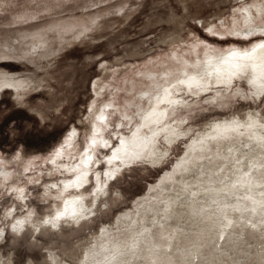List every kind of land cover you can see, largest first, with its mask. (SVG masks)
<instances>
[{
  "label": "rangeland",
  "instance_id": "obj_1",
  "mask_svg": "<svg viewBox=\"0 0 264 264\" xmlns=\"http://www.w3.org/2000/svg\"><path fill=\"white\" fill-rule=\"evenodd\" d=\"M261 43L264 0H0V264H264V93L248 84L250 68L230 85L208 76ZM191 77L198 87L183 83ZM165 89L178 103L155 106ZM154 108L166 117L140 131ZM161 127L187 133L170 145L151 133ZM138 131L164 160L114 157ZM149 186L155 196L135 214ZM219 187L234 201L224 236L187 208L204 199L213 209ZM78 201L89 217L58 219Z\"/></svg>",
  "mask_w": 264,
  "mask_h": 264
},
{
  "label": "bare ground",
  "instance_id": "obj_2",
  "mask_svg": "<svg viewBox=\"0 0 264 264\" xmlns=\"http://www.w3.org/2000/svg\"><path fill=\"white\" fill-rule=\"evenodd\" d=\"M247 68H250L251 69V77L249 78V80H247V82H248V84L252 87V88H254V90H252V91H254V94H255V96L257 97V98H259L263 93H264V43H261V44H259V45H256L254 48H252V49H250V50H246V51H233V52H231V53H228V54H226V55H224L223 57H222V60H221V62H219V63H217V65L216 64H212V65H210V69H209V73H208V76L209 77H213V78H215V80H216V82L217 83H223V84H225V85H230V83L232 82V79H234V78H238L239 76H243L244 77V73H245V70L247 69ZM214 81V80H213ZM183 83L190 89L191 87H196L199 83H200V80L199 79H197L196 77H191V78H188L187 80H185V81H183ZM234 84V83H233ZM199 86V85H198ZM197 86V87H198ZM203 87H204V85H203ZM207 87V86H206ZM197 89V88H196ZM199 89H201V88H199ZM198 89V90H199ZM200 91V90H199ZM207 92V91H206ZM159 96H161V97H159ZM159 96H157L156 97V99H155V106H158V105H161L162 103H166V104H172V103H178V101L177 100H172V98L170 97V95L168 94V91H167V89H165V91H163V94L162 95H159ZM166 117V110H162V111H160V110H158L157 108H154L152 111H150V112H147L144 116H143V118H142V124H141V128H140V131L143 129L142 127H148L149 125H153V123H157V124H160L162 121H163V119ZM165 121V120H164ZM171 126V125H170ZM213 127H215L213 124H210V127L209 128H213ZM176 129V128H175ZM175 129H173L172 127H166V128H163V127H161V128H157V129H153L152 131H151V133L154 135V136H156V137H159L160 135H161V133L163 132H165L166 133V137L164 136V139H165V141H166V144H170L171 145V143L173 142V141H175L176 139H180L181 137L182 138H184L185 137V135H186V133L185 132H183V133H176V131H175ZM178 130V129H177ZM140 131H138L137 133H135L130 139H128V141H125L123 144H122V148H121V150H117V151H115V153H114V157H116L117 159H121V161L123 162V164L124 165H129V164H131V163H133V162H136V161H138V162H149V163H151V164H158V163H160V161H162V160H164V157H165V155L167 154V152H164V153H159V154H157L156 156H154V154H155V150H154V142H151V141H149V139H147V138H149V137H142V136H140ZM164 133V134H165ZM169 145V146H170ZM185 148V155L187 154V152H189V148L187 147V146H185L184 147ZM214 148V146H210V150H212ZM154 151V153H152ZM147 153H149V156L147 157ZM183 156V155H182ZM113 157V158H114ZM186 157L184 156V158L183 159H185ZM183 159H178L179 160V162H184V160ZM213 163L211 164V166H208V167H206L207 168V170H208V168L210 167V168H214L215 167V165H216V161H212ZM137 163V162H136ZM200 170V168H197L196 169V174H200L199 171ZM109 177H112V176H109ZM164 180H165V177H162L161 178V181H162V183H164ZM225 182H226V180L224 179V180H222V183L223 184H225ZM224 188L225 187H219L217 190H214V191H211V193H214V194H217V196H218V203H217V205H215V207L213 208V209H211L212 207L210 206V205H208L206 202H205V200L203 199L202 201H200V202H193L192 204H186L187 205V208H189L190 209V207L192 208V214L193 215H195V216H193V217H197V219L198 220H200L201 222H202V224H206L207 222H209V224H207L208 226H205V228H210V224L211 223H213V224H217V225H220V228H221V231H220V235L222 236H224V234H225V227H227V225H225L226 224V221H225V219H229L230 218V216L228 215V214H226V212H228V211H226L225 210V206L226 205H228V204H231L232 206L234 205V201L232 200V201H228V199H227V195H226V190H224ZM155 196V194H154V191H153V189H152V187H148V189H147V191H146V193H145V195L143 196V198H141V199H139V201H136V204L135 205H133V207L132 208H135V214H138L139 213V204H142V202L144 203V207H143V210H146L145 208H147V204H148V202L149 201H151V199L153 198ZM208 196V195H207ZM209 197V196H208ZM220 206H222V207H220ZM184 207V206H183ZM179 208H181V206L179 207ZM148 209V208H147ZM167 209V208H166ZM166 209H165V213H166ZM174 209H176L175 207H174ZM178 209V208H177ZM189 209H187V210H189ZM215 209V210H214ZM142 210V209H141ZM143 210H142V214H145L146 212L144 211V213H143ZM186 210V209H185ZM172 211H174L173 209H172ZM180 211V210H179ZM93 212V209H92V207H87L83 202H76V204L73 202V203H65L64 204V207L62 208V210H61V212H60V215L58 216V219L59 218H62V217H64V216H67V218L69 219V220H71V221H74V222H79L81 219L83 220V217H84V220H85V218H86V216H88V215H90L91 213ZM130 212V211H129ZM132 212H133V210H132ZM131 212V214L134 216L135 214L134 213H132ZM151 212V211H150ZM176 212V211H175ZM189 212H191V211H189ZM157 213H159V212H157ZM167 213H169L168 215H170V214H172V213H170V211L169 212H167ZM183 213H185L186 214V212H184V210H183ZM187 213H188V211H187ZM141 214V215H142ZM148 214V213H147ZM146 214V215H147ZM161 214V213H160ZM160 214H158V215H160ZM180 214H182V212L180 213ZM190 214V213H189ZM191 214V215H192ZM129 215V213L127 212V213H123L122 215H117V217L118 216H122V219L124 218L123 216H128ZM139 215H140V213H139ZM153 215V214H152ZM151 215V216H152ZM176 215V214H175ZM143 216V215H142ZM156 216V215H155ZM164 216V215H163ZM165 216H167V215H165ZM173 216V215H172ZM172 216H170V217H172ZM187 215H185V217H186ZM89 217V216H88ZM116 217V218H117ZM119 217V218H120ZM129 217V216H128ZM141 217V216H140ZM144 217V216H143ZM149 217V216H148ZM176 217H177V215H176ZM183 217V216H182ZM192 217V216H191ZM130 218V217H129ZM133 218H135V217H133ZM132 218V219H133ZM137 218V217H136ZM147 218V217H146ZM145 218V219H146ZM154 218V217H153ZM158 218V217H157ZM157 218H154L155 219V221H156V219ZM161 218H162V216H161ZM166 218H168V217H166ZM166 218H163V219H166ZM187 218V217H186ZM121 219V220H122ZM125 219V218H124ZM127 219V218H126ZM140 219V218H139ZM141 219H143L142 217H141ZM153 219V220H154ZM160 219V218H159ZM163 219H162V221H163ZM170 219H172V218H170ZM182 219V218H181ZM190 219V218H189ZM81 220V221H82ZM120 219H116V221L115 222H113V226H116L117 227V225H118V221H119ZM137 220V219H136ZM136 220H135V222H136ZM150 220V219H149ZM153 220H152V222H153ZM158 220V219H157ZM167 220V219H166ZM165 220V221H166ZM169 220V219H168ZM179 221H180V218L178 219ZM191 220V219H190ZM195 220V218L193 219V221ZM124 221V220H123ZM123 221H122V223H123ZM161 221V222H162ZM199 221V222H200ZM126 222H128L127 220H126ZM158 222V221H157ZM156 222V223H157ZM159 222H160V220H159ZM158 222V223H159ZM170 222V221H169ZM168 222V223H169ZM176 222H178V221H175V223ZM181 222V221H180ZM121 223V224H122ZM125 223V222H124ZM133 223V222H132ZM136 223H138V222H136ZM144 223H145V221H144ZM148 223V222H147ZM150 223V222H149ZM155 223V222H154ZM167 222H166V224H168ZM179 223V222H178ZM182 223H183V221H182ZM187 223H190V222H187ZM194 222H192V223H190L191 225L193 224ZM141 224V223H140ZM142 224H143V222H142ZM151 224H153V223H151ZM146 225V224H144L143 226H142V228H141V232H138V233H142V234H140V236L142 237V235H143V238L145 237V236H148L149 235V230H150V228L149 227H151L152 225ZM194 224H196V226H197V223H194ZM120 225V224H119ZM128 225H131V224H128ZM154 225V224H153ZM162 225H164V224H162ZM181 225H184V224H181ZM180 225V226H181ZM189 225V224H188ZM187 225V226H188ZM135 226V225H134ZM140 225H138V227H139ZM140 226V227H141ZM170 226V225H169ZM178 226H179V224H178ZM176 227V226H174L173 227V229L171 228L170 230H169V228H168V230L170 231V233L169 234H167L166 233V235H165V233H163V235H165V236H167L166 238H167V242H165L164 243V246H165V248H162L163 250H165V249H169V247L170 246H172L171 245V242L172 241H174L173 239L176 237V235L178 236V228L179 227ZM104 227V226H103ZM122 227V226H121ZM124 227V226H123ZM128 227V226H127ZM126 227V228H127ZM131 227H133V226H131ZM140 227H139V229H140ZM161 227V226H160ZM172 227V226H171ZM184 227V226H183ZM189 227V226H188ZM191 227V226H190ZM193 227V226H192ZM195 227V226H194ZM110 228V227H109ZM120 228V227H119ZM125 228V229H126ZM129 228V227H128ZM135 228H137L136 226L134 227V229L133 230H135ZM164 228V227H163ZM162 228V229H163ZM182 228V227H181ZM180 228V229H181ZM186 228V227H185ZM102 229V228H101ZM112 229V228H111ZM114 229V228H113ZM117 229V228H116ZM132 229V228H131ZM139 229H137V231L139 230ZM189 229V228H188ZM193 229V228H192ZM191 228H190V233H191V230H192ZM219 229V228H218ZM130 230V229H129ZM131 231V230H130ZM163 231L165 232V230L163 229ZM183 231V230H182ZM181 231V232H182ZM109 232V231H108ZM128 232V231H127ZM126 232V230H125V233H127ZM151 232V231H150ZM181 232H179V233H181ZM184 232H185V230H184ZM189 232H187V233H189ZM124 233V232H123ZM124 233V234H125ZM134 233H137L136 231H134ZM133 233V234H134ZM186 233V234H187ZM109 234V233H108ZM119 234H121V233H119ZM128 234V233H127ZM185 234V235H186ZM110 235H111V233H110ZM117 235V234H116ZM161 235V234H160ZM163 235H161V237L163 236ZM181 235V234H180ZM184 235V234H183ZM188 235H190V234H188ZM112 236V235H111ZM133 236V235H132ZM137 237H138V235H136ZM135 236V237H136ZM151 236V235H150ZM164 236V237H165ZM114 237H116V236H114ZM119 237V236H118ZM123 237V236H122ZM127 237V236H126ZM128 237H131V235L130 236H128ZM134 237V238H135ZM121 238V237H120ZM124 238V241H125V236L123 237ZM122 238V239H123ZM132 238V237H131ZM131 238H129L130 239V241H132L131 240ZM180 238V237H179ZM116 239H117V237H116ZM137 239V238H136ZM139 239V238H138ZM153 239V238H152ZM181 239V238H180ZM140 240H143V239H140ZM139 240V241H140ZM144 240H145V238H144ZM149 240H150V237H149ZM148 240V241H149ZM176 240V239H175ZM114 241H115V239H114ZM116 241H118V240H116ZM128 241V240H127ZM130 241H128V242H130ZM133 241H134V239H133ZM136 241V240H135ZM147 241V240H146ZM151 241V240H150ZM118 242H120V240L118 241ZM138 242V241H137ZM136 242V243H137ZM154 241H152L151 242V244L153 243ZM163 242V241H162ZM114 243V242H113ZM125 243H126V241H125ZM135 243V242H134ZM145 243V242H144ZM148 243V242H147ZM150 243V242H149ZM177 243V240H176V242H175V244ZM119 244H121V243H119ZM143 244V243H142ZM146 244V243H145ZM154 244V243H153ZM161 244V243H160ZM191 244H193V242L191 241ZM126 245H128V244H126ZM138 245V244H137ZM144 245V244H143ZM111 246V245H110ZM109 246V247H110ZM113 246H114V244H113ZM115 246H117V245H115ZM115 246H114V248H115ZM119 246V245H118ZM122 246V245H121ZM133 246V245H132ZM132 246L131 247H129V248H126V249H133L132 248ZM150 246V245H149ZM148 246V244H147V246L146 247H149ZM154 246V245H153ZM156 246V245H155ZM157 246H159V244H157ZM107 247V246H106ZM112 247V246H111ZM110 247V248H111ZM123 248L124 247H126L124 244H123V246H122ZM135 247H137V246H135ZM139 247V246H138ZM160 247V246H159ZM178 247V246H177ZM104 248V247H103ZM102 248V249H103ZM113 248V247H112ZM123 248H121L122 250H125V249H123ZM172 248V247H171ZM169 249L170 250V252H172L171 250L172 249ZM109 249V248H108ZM121 249H119V250H121ZM135 249V248H134ZM138 249H140V248H137V250ZM115 250V249H114ZM119 250H115V255L116 254H118V251ZM147 250V254H148V256L150 255L151 256V258L152 259H155L156 257H159V255L161 256V254H159V251L161 250H159L157 247H154V248H152V247H150V250H148V249H146ZM178 250V249H177ZM105 251H108L109 252V250H107V249H105ZM105 251H102V254H103V252H105ZM126 251V250H125ZM128 251V250H127ZM132 251V250H131ZM136 251V250H135ZM135 251H132V252H135ZM117 252V253H116ZM132 252H130V253H132ZM139 252V251H138ZM163 252V251H162ZM165 252H166V250H165ZM182 251H180V253H181ZM111 253V252H110ZM161 253V252H160ZM167 253V252H166ZM173 253H175V251L173 252ZM105 254V253H104ZM104 254H103V256H104ZM112 254V253H111ZM113 254V255H114ZM119 254H120V252H119ZM122 254V253H121ZM127 256H130V254L127 252ZM134 254H136V252L134 253ZM140 254V253H139ZM138 254V255H139ZM162 254H164L165 255V253H162ZM172 254V253H171ZM170 254V255H171ZM182 254H184V253H182ZM106 255H107V252H106ZM109 255V254H108ZM107 255V256H108ZM124 255V254H123ZM122 255V256H123ZM125 255H126V253H125ZM137 255V256H138ZM168 255V254H167ZM167 255H166V257L165 258H167L168 259V257H167ZM102 255H100L99 257H101ZM102 256V257H103ZM107 256H105V257H107ZM111 256V255H110ZM133 256V255H132ZM135 256V255H134ZM134 256H133V258H134ZM112 257H114V256H112ZM117 257V256H116ZM115 257V258H116ZM124 257V256H123ZM138 257H140V256H138ZM174 257V256H173ZM173 257H172V259H173ZM176 257V256H175ZM185 257V256H184ZM108 258V257H107ZM123 259V258H121V257H119L118 256V259H117V261H119L120 259ZM126 257H124V259H125ZM131 258V257H130ZM133 258L132 259H129V260H133ZM148 258V257H147ZM164 258V259H165ZM169 258H171V257H169ZM123 259V260H124ZM146 259V258H145ZM161 259H163V256H162V258ZM176 259V258H175ZM100 260H101V258H100ZM105 260V259H104ZM109 260V259H108ZM144 260V259H143ZM147 260H149V263L151 262L150 261V259H147ZM184 260H185V258H184ZM106 261V260H105ZM105 261H103L104 262V264L107 262H105ZM110 261V260H109ZM112 261H114L113 260V258H112ZM117 261H116V263H117ZM126 261H128L127 259H126ZM134 261V260H133ZM138 261V260H137ZM156 261V260H155ZM154 261V262H155ZM158 261V260H157ZM161 261V260H160ZM163 261H165V260H163ZM172 261L173 260H171V263H172ZM92 262H94V261H92ZM91 262V263H92ZM101 262V261H100ZM123 262H125V260L124 261H122V263ZM144 262H147V261H144ZM144 262H143V264H144ZM153 262V263H154ZM86 263V262H85ZM89 263V262H88ZM111 264H112V262H110ZM141 263V262H140ZM148 263V262H147ZM147 263H145V264H147ZM163 264H165V262H162ZM169 263V262H168ZM170 263V264H171ZM87 264V263H86ZM115 264V263H114ZM119 264V263H118ZM120 264H121V262H120ZM123 264H126V263H123ZM128 264V263H127ZM132 264H133V262H132ZM142 264V263H141ZM151 264H152V262H151ZM156 264V263H155ZM158 264H161V263H158Z\"/></svg>",
  "mask_w": 264,
  "mask_h": 264
},
{
  "label": "clouds",
  "instance_id": "obj_3",
  "mask_svg": "<svg viewBox=\"0 0 264 264\" xmlns=\"http://www.w3.org/2000/svg\"><path fill=\"white\" fill-rule=\"evenodd\" d=\"M31 261L28 262V264H30Z\"/></svg>",
  "mask_w": 264,
  "mask_h": 264
}]
</instances>
